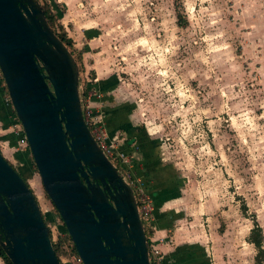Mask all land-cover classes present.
Listing matches in <instances>:
<instances>
[{
	"label": "rangeland",
	"instance_id": "374dc122",
	"mask_svg": "<svg viewBox=\"0 0 264 264\" xmlns=\"http://www.w3.org/2000/svg\"><path fill=\"white\" fill-rule=\"evenodd\" d=\"M37 1L70 39L81 105L98 116L114 165L147 196V236L156 183L179 198L177 218H166L176 228L213 234L202 244L211 264H254L252 219L264 250V0ZM83 89L93 92L87 101ZM19 128L0 78V153L21 173L17 161L28 165L54 253L76 264L28 149L16 144Z\"/></svg>",
	"mask_w": 264,
	"mask_h": 264
},
{
	"label": "water",
	"instance_id": "95a60500",
	"mask_svg": "<svg viewBox=\"0 0 264 264\" xmlns=\"http://www.w3.org/2000/svg\"><path fill=\"white\" fill-rule=\"evenodd\" d=\"M78 74L37 0H0V76L81 264H149L132 188L82 116ZM0 248L10 264H60L30 188L1 153Z\"/></svg>",
	"mask_w": 264,
	"mask_h": 264
},
{
	"label": "crops",
	"instance_id": "0c3cea01",
	"mask_svg": "<svg viewBox=\"0 0 264 264\" xmlns=\"http://www.w3.org/2000/svg\"><path fill=\"white\" fill-rule=\"evenodd\" d=\"M110 120V117L105 118L107 128V124L111 123ZM14 159L17 161V158L14 157ZM17 163L18 166H22L21 162L17 161ZM29 174V172H26L27 177H29ZM156 181L154 180V183ZM154 186L151 192L156 206L154 211V219L156 220L152 223L153 227L150 230V238L158 240L157 247L161 250L164 261L167 264H211L210 255H208L209 253L202 244L206 239L212 240L213 234H204L205 238L203 241L204 236L202 238H195L192 237L193 234L184 233L182 230L176 228L175 222L173 220L169 221L166 218L175 219V216L177 218L176 213L178 214V210L180 209H176V211L173 207L176 206L174 201L179 199L178 196L174 193L163 192L162 187L156 188V183ZM0 264H6L1 257Z\"/></svg>",
	"mask_w": 264,
	"mask_h": 264
},
{
	"label": "built area",
	"instance_id": "2783aa9c",
	"mask_svg": "<svg viewBox=\"0 0 264 264\" xmlns=\"http://www.w3.org/2000/svg\"><path fill=\"white\" fill-rule=\"evenodd\" d=\"M92 96H93V92L88 91V89L85 90L84 95H83V97H84L83 101H85V100L87 101ZM7 100L9 101L8 97H7ZM81 109H82V116L84 118V121H85L86 125L88 126L90 132L92 133V136L94 137V139L98 143V146L101 148L103 153L107 156V158L114 164L115 158L113 157V152L104 143L103 137L100 136V134L97 132L98 128L96 129L95 120L98 118V116L97 115L94 116V111L89 109V107L87 105H85V108L81 105ZM14 134L16 136L17 146L20 148H24V147L27 148L26 140H25V137L21 131V128L15 129ZM122 177L124 178L123 175H122ZM129 186L132 188V191H133V194L135 197V201H136V205H137V212H138L139 218L141 219V222L144 225L145 223L148 222V220H149L148 217H150V213H149L150 208L147 206V202H148L147 196L142 195V197H141L140 193L138 192L139 190L136 187H134L132 184ZM54 237H55V235H54ZM53 240L54 239L50 233L51 244H53V242H55ZM157 241L158 240H154L150 237H147L149 264H167L164 261V258L161 254V250L157 247ZM61 248H62V251L66 250L64 246H62ZM57 258H58V261H60V264L70 263L68 261V259H66L65 257L57 256ZM71 260H74L76 264H81L80 258L76 255V253L72 256ZM170 264H174V263H170Z\"/></svg>",
	"mask_w": 264,
	"mask_h": 264
},
{
	"label": "trees",
	"instance_id": "16d2710c",
	"mask_svg": "<svg viewBox=\"0 0 264 264\" xmlns=\"http://www.w3.org/2000/svg\"><path fill=\"white\" fill-rule=\"evenodd\" d=\"M43 13H44V16H45L47 22L49 23V25L52 28V21L54 19V15H52L47 9L46 10H43ZM178 20H179L178 21V24H181V23H179L181 19H178ZM55 33L61 39V41L65 44L66 47H70V39L69 38H66L64 34H60V33H57V32H55ZM0 78H1V76H0ZM85 90H83V93L85 92ZM15 156H16L15 158L20 159L19 158V155H16L15 154ZM29 161H30V164L33 166L31 158H29ZM22 164L23 165L21 166V168L23 170V173H21V172H19V173H20V175L23 177V179L25 181V178L27 176L26 175V172H29L30 173V170H29L28 165H25L24 163H22ZM242 209L245 212V210H246L245 205L242 207ZM54 211H55V209H54ZM55 213H56V211H55ZM56 215H57V213H56ZM58 219L60 220V222L62 224V221L59 218V216H58ZM144 229H145V235H146V237H148L147 236V229H146L145 225H144ZM64 232H65V229H64ZM65 234H66V232H65ZM66 237H67L68 240H70L67 234H66ZM59 241H60V239L57 240V243H59ZM247 242L251 243L253 245V247L255 248L254 264H263L264 250L262 248V239H261V233H260V226L258 225V223L256 222L255 219H252V227L249 229V234H248V237H247ZM52 246L54 247V244H52ZM70 249L75 254V250H74V248H73L72 245H71ZM0 257L4 260V262L6 264H10L9 261L7 260V258L5 257L3 251L1 250V248H0ZM66 264H69V263H66Z\"/></svg>",
	"mask_w": 264,
	"mask_h": 264
},
{
	"label": "flooded vegetation",
	"instance_id": "af4514ba",
	"mask_svg": "<svg viewBox=\"0 0 264 264\" xmlns=\"http://www.w3.org/2000/svg\"><path fill=\"white\" fill-rule=\"evenodd\" d=\"M11 165V164H10ZM12 166V165H11ZM13 167V166H12ZM14 168V167H13ZM18 173H19V171H18ZM20 174V173H19ZM48 231H49V238H50V229L48 228Z\"/></svg>",
	"mask_w": 264,
	"mask_h": 264
}]
</instances>
